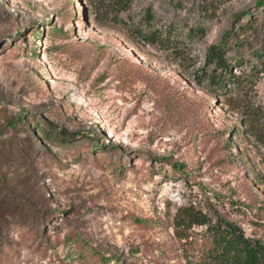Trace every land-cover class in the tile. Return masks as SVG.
I'll use <instances>...</instances> for the list:
<instances>
[{"label":"rangeland","instance_id":"rangeland-1","mask_svg":"<svg viewBox=\"0 0 264 264\" xmlns=\"http://www.w3.org/2000/svg\"><path fill=\"white\" fill-rule=\"evenodd\" d=\"M258 1L0 0V264H203L190 204L264 238Z\"/></svg>","mask_w":264,"mask_h":264},{"label":"trees","instance_id":"trees-1","mask_svg":"<svg viewBox=\"0 0 264 264\" xmlns=\"http://www.w3.org/2000/svg\"><path fill=\"white\" fill-rule=\"evenodd\" d=\"M258 2L264 5V0ZM144 37L150 39L152 35L146 33ZM225 51L222 46L213 45L208 50L207 60L208 64H214L216 68L221 67L224 72L229 73L228 78H231V66ZM175 220L178 226H207L206 229L212 236V245L208 249V261L205 260L203 264H264V238L249 237L241 226L233 221L218 214L214 218L208 210L193 204L179 208Z\"/></svg>","mask_w":264,"mask_h":264}]
</instances>
